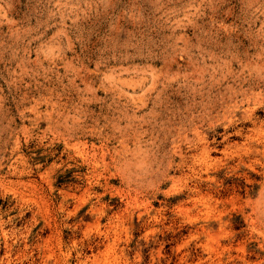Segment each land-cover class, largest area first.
I'll return each instance as SVG.
<instances>
[{
  "label": "rangeland",
  "instance_id": "1",
  "mask_svg": "<svg viewBox=\"0 0 264 264\" xmlns=\"http://www.w3.org/2000/svg\"><path fill=\"white\" fill-rule=\"evenodd\" d=\"M0 264H264V0H0Z\"/></svg>",
  "mask_w": 264,
  "mask_h": 264
},
{
  "label": "bare ground",
  "instance_id": "2",
  "mask_svg": "<svg viewBox=\"0 0 264 264\" xmlns=\"http://www.w3.org/2000/svg\"><path fill=\"white\" fill-rule=\"evenodd\" d=\"M262 190V189H261Z\"/></svg>",
  "mask_w": 264,
  "mask_h": 264
}]
</instances>
